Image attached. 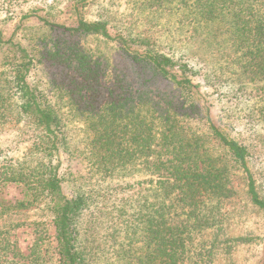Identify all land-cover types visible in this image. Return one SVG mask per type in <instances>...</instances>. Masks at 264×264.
<instances>
[{
  "label": "trees",
  "instance_id": "16d2710c",
  "mask_svg": "<svg viewBox=\"0 0 264 264\" xmlns=\"http://www.w3.org/2000/svg\"><path fill=\"white\" fill-rule=\"evenodd\" d=\"M96 1L73 0L60 16L35 18L50 33L111 44L120 63L79 43L45 39L43 51L40 41L30 48L0 30V126L16 113L29 147L25 161L0 165V263L14 252L2 223L44 203L57 264H235L240 249L264 242L233 236L226 211L241 196L264 213V134L236 131V114L215 119L203 87L240 111L254 105L247 122L264 124V0H134L136 22L116 30L105 15L85 17ZM167 17L184 36L178 54L146 33ZM44 61L75 74L68 112L63 83L33 82ZM63 154L84 170L64 178ZM8 187L16 198L4 195Z\"/></svg>",
  "mask_w": 264,
  "mask_h": 264
},
{
  "label": "rangeland",
  "instance_id": "374dc122",
  "mask_svg": "<svg viewBox=\"0 0 264 264\" xmlns=\"http://www.w3.org/2000/svg\"><path fill=\"white\" fill-rule=\"evenodd\" d=\"M71 4H73V0H0V30L4 40L14 36L15 41L21 42L30 48L33 47L34 43L40 41L38 48L41 51L45 48V39L58 44L74 45L79 43L88 49L103 51V57L106 62L109 60L113 63L114 59L117 63H120L122 59L111 44L107 45L104 41L96 38L71 37L50 33L35 18L37 16L45 17L47 13L60 16L61 14L59 15V13H62ZM133 5L134 0H97L84 10L85 17L94 20L105 15V19L110 20V25L113 27L112 30H116L136 22ZM105 11L107 14H105ZM26 15H31L34 18L25 21L24 17ZM136 25L139 26L138 24ZM154 28V30L147 28V35L152 37L160 49L168 55L178 54L177 50H181L183 47L184 36L181 38L179 35L176 19L172 17L164 18L161 20L160 26ZM202 57L206 58L203 55ZM1 60L2 53L0 52V84L4 85L6 84L7 76L4 68H2ZM202 65L203 68H207L205 64L202 63ZM62 69L65 70L61 71ZM108 71L110 73V70ZM106 74L108 73L106 72ZM74 75L73 70L67 68V65H59L56 61H44L43 64L38 66L33 82L40 81L44 87H53L55 84L63 83L65 88L64 107L68 112L70 103L66 93L72 92V89L77 92L76 86L73 85ZM110 78L109 76L108 80ZM203 89L210 95L209 99L213 105L212 115L215 119L222 117L228 122L231 120L226 119L229 118L226 115L236 114L241 119L239 127L236 125V131L243 130L247 137L250 134H264V124L260 121H255L253 124L247 122L246 115L248 111L254 109V105L245 111H240L243 106L238 108L235 101L219 98L217 89L205 84ZM218 89L224 92L227 91L225 87ZM230 118L233 117L231 116ZM229 125L235 127V124L229 123ZM24 140L23 122L19 120L15 113L7 123L0 126V165L5 164V162L18 163L28 159L29 147ZM261 153L263 155L257 161V169L259 170V185L264 194V152ZM60 161L61 175L64 178H68L69 175H77V173L84 170L83 164L70 159L65 154L61 156ZM4 195L8 199L16 198L18 189L16 187H8L4 190ZM240 195H242V192H240ZM226 211H229L231 215V234L233 236L248 235L264 239V213H260L250 205H247L241 196L234 198L226 207ZM10 225L15 227L18 225V227L12 229L13 227L10 228ZM2 228L4 231L11 229V250L14 252H10V258L4 259L0 264H57L59 254L56 227L53 223L52 215L44 203L8 217L2 223ZM36 256H39L40 260L37 261L35 259ZM234 261L235 264H263L264 242L259 245L252 244L243 247L236 253Z\"/></svg>",
  "mask_w": 264,
  "mask_h": 264
}]
</instances>
